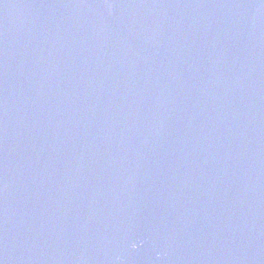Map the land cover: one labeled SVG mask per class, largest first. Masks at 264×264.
Instances as JSON below:
<instances>
[{
  "label": "water",
  "instance_id": "water-1",
  "mask_svg": "<svg viewBox=\"0 0 264 264\" xmlns=\"http://www.w3.org/2000/svg\"><path fill=\"white\" fill-rule=\"evenodd\" d=\"M0 264H264V0H0Z\"/></svg>",
  "mask_w": 264,
  "mask_h": 264
}]
</instances>
